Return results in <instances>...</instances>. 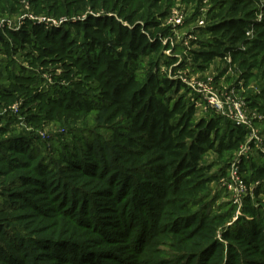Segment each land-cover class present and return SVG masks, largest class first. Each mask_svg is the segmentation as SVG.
Listing matches in <instances>:
<instances>
[{"label":"rangeland","instance_id":"1","mask_svg":"<svg viewBox=\"0 0 264 264\" xmlns=\"http://www.w3.org/2000/svg\"><path fill=\"white\" fill-rule=\"evenodd\" d=\"M221 2L0 0V231L2 229L3 235L5 233V237L0 238V264H94L95 259V264H183L174 248L180 246L174 236L167 232L159 235L154 230L156 194L148 179L136 177L125 181L121 177L115 183L116 196L110 197L101 189L93 190L95 184L86 187L91 179L88 176L82 182L65 176L74 173L68 171L75 161L100 171L114 155L111 150H101L102 142H96L89 135L86 140L91 147L87 148L82 136L67 133L68 127L94 131L104 137L106 147L118 145L110 128L103 122L104 112L95 98L99 92L92 88L95 87L94 80L86 77L87 73L80 67L81 63L92 65L88 61L90 58H82L83 51L74 54L83 47L88 51L87 46L77 43L76 49L69 52V43L76 35L88 39L92 46L96 40L103 43L107 38L117 37L121 27L141 29L152 43H162L160 51L144 57L138 76L146 81L149 73H153L160 79L181 82L185 89L178 95H183L195 106L193 123L219 121L206 101L190 91V83H205L230 103H245V112L260 142L249 143L247 137L237 150L223 154L207 152L205 161L212 165L211 173L227 166L226 176L210 185L212 198H220L213 206L215 213L236 207L233 222H228L226 228L217 233V240L224 250V262L230 260L229 256L233 257L232 250L239 249L249 261L257 259L264 264L263 255L253 254L233 239L227 241L223 238L227 229L237 223L245 201L234 202L237 195L230 189L231 181L235 180L232 167H239V176L246 183L244 178L250 177L252 171L247 169L242 173L243 161H264V98L255 84L257 80L243 78L242 70L230 58L204 64L190 54L199 48V41L208 39L209 34H204L203 30L208 23L216 21ZM175 15L183 19L181 25L170 23ZM129 18L132 21H128ZM61 30L68 33L65 36L68 37L67 48L65 40L58 39ZM94 50L99 51L95 45ZM72 92L79 94L80 104L76 106V101L69 98ZM89 100L97 108L91 112L85 107ZM68 101L71 102L67 104ZM224 123L220 122L219 127L226 126ZM24 132L34 136L37 144L29 148L23 142H17L20 147L17 150L6 147L3 140ZM56 133L65 136L57 141L54 138ZM94 163L97 167L92 166ZM120 164L116 162L117 167ZM37 166L38 173L35 171ZM115 171L119 173V169ZM41 172L49 179V185L36 186L40 195L35 204L45 201L44 204L35 206L34 202L17 198L18 191L23 189L17 179L30 174L34 183L40 184L43 181ZM123 184L125 189L120 190ZM256 185L257 182L247 184L246 198L250 197L255 204L261 203L264 207V194L259 199L254 195ZM74 187L92 198L86 195L81 204ZM122 193L125 194L120 196ZM64 195L67 197L62 203ZM191 211L197 209L191 208ZM126 219L131 224L128 228ZM62 229L73 235L63 237L59 233L55 238L51 237L52 233ZM251 237L250 245L264 251V235ZM228 250L231 253L228 254ZM217 255L197 262L216 264ZM228 263L235 264L233 258ZM238 263L243 264L240 259Z\"/></svg>","mask_w":264,"mask_h":264},{"label":"trees","instance_id":"2","mask_svg":"<svg viewBox=\"0 0 264 264\" xmlns=\"http://www.w3.org/2000/svg\"><path fill=\"white\" fill-rule=\"evenodd\" d=\"M218 6L220 8L216 21L208 23L203 30L204 34H209L208 39L199 41V48L190 54L204 64L230 57L232 63L242 70L243 78L257 80L255 84L260 88L261 96L264 98V0H222ZM128 21L132 19L129 18ZM250 30L253 33L252 37L247 35ZM111 32L116 33L113 27ZM67 34L61 30L59 32L61 37H58L65 40V46ZM76 36L73 37L74 41L71 40L69 43V52L76 49L77 43L87 46L88 51L83 47L84 49L79 48L74 54L83 51L81 57L90 58L88 61L92 65L81 63L80 67L87 73L86 77L94 80L95 87L92 88L99 92L95 98L104 112L103 122L110 128L118 145L106 147L104 137H100L94 131L68 127L67 133L74 137L82 136L84 146L87 148L91 147L86 140L89 135L96 142H102L103 145L99 147L101 150H111L114 155L112 154L111 160L100 171L85 165L84 162L75 161L73 166L69 167L72 168L71 171H68L74 173L65 176L68 179H76L77 182H82L84 177L88 176L91 179L88 180L86 187L95 184L93 190L101 189V192H107L110 197L116 196L115 183L121 177L125 181L126 179L132 181L136 177L148 179L156 194L153 205L156 212L154 230L159 235L167 232L174 236V240H177L180 246L173 247L177 257L182 258L183 264L193 262L199 264L197 260L213 257L214 254H218L216 264H230L228 261L230 262L232 258L235 264H239V259L243 264H261L257 259L249 261L243 257L239 249L232 250L233 257L229 256L230 260L224 262V250L217 240V233L219 229L226 228L228 222H233L236 207L233 206L226 212L220 209L215 213L213 206L218 204L220 198H212L210 185L218 183L226 176L227 166L211 173L212 165L205 161L207 152L223 154L225 151L239 149L247 140L248 132L222 116H217L219 122L202 120L197 124L193 123L195 106L187 102L183 95L181 97L178 95L185 89L181 82L168 78L160 79L153 73H149L146 81L141 80L138 74L144 57L160 51L162 47L159 41L152 43L141 29L121 27L114 39L107 38L103 43L96 40L94 45L99 50L97 52L88 39L78 36L76 39ZM32 46H36L34 41ZM175 62L176 60L173 63ZM73 94L70 93L69 98L76 101L74 103L76 106L80 104L79 94ZM250 99L253 100L254 97ZM85 105L86 111L97 109L91 100ZM220 122H225L226 126L219 127ZM95 135L97 137H94ZM63 136L65 135L56 133L54 138L60 141ZM18 139L20 141H17ZM35 140L34 136L24 132L3 141L6 142L7 148L17 150L20 148L17 147V142H23L31 148L37 144ZM117 161L121 162L118 167ZM92 166L97 167L96 163ZM38 169L39 166L35 168L37 173ZM116 169H119V173L115 171ZM247 169L252 171V175L244 179L248 186L257 182L254 195L259 199V196L264 194V161L244 160L242 173ZM41 174L43 181L40 184H35L30 174L18 178L17 183H20L23 189L18 191L17 198L34 202L35 206L44 204L45 201L35 204L40 195L36 186L49 185V179L43 176L44 172ZM74 188L77 195L79 189ZM124 189L123 184L120 190ZM71 190L75 192L73 187ZM80 192L79 202L82 204L88 193ZM123 194L125 193L120 196ZM66 197L65 195L61 197L62 203ZM258 205L250 197L246 198L237 223L233 228L227 229L223 238L227 241L233 239L253 254L264 256V251L258 248L257 250L256 246H251L249 242L253 235H264V207L261 203ZM191 208H196L197 211L192 212ZM85 211L86 207L83 208V212ZM125 224L127 228L130 227V220L126 219ZM142 227L143 231H146L145 226ZM59 233L63 237L73 235L62 229L52 233L51 237L55 238ZM2 236L5 237V233L3 235L1 229L0 238ZM230 250L228 254L231 253ZM95 262L96 259L93 263Z\"/></svg>","mask_w":264,"mask_h":264},{"label":"built area","instance_id":"3","mask_svg":"<svg viewBox=\"0 0 264 264\" xmlns=\"http://www.w3.org/2000/svg\"><path fill=\"white\" fill-rule=\"evenodd\" d=\"M177 16L178 15H175L174 19L170 22L175 26L181 25L183 23V19ZM252 34L253 33L251 30L247 32L248 37H252ZM190 85V91L192 90L193 94H196L200 96L201 99L205 100L208 108L213 114L216 116L225 117L231 120L237 126L244 128L248 132L249 143L254 144L256 142H260L256 135L254 125L245 112L246 105L244 102L238 101V103H230L228 99H222L216 90L209 88L205 83H198L195 85L190 83ZM232 171L235 173V175L232 173L233 178L235 177V180L233 179V181H231L230 189H233L235 191L234 195H237L234 202L236 204H240V200L243 203V201L246 199L249 189L244 180L239 176V167L234 165L232 167Z\"/></svg>","mask_w":264,"mask_h":264}]
</instances>
